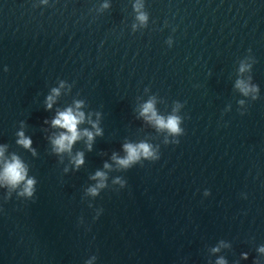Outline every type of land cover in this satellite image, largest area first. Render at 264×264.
Segmentation results:
<instances>
[{
  "label": "water",
  "instance_id": "obj_1",
  "mask_svg": "<svg viewBox=\"0 0 264 264\" xmlns=\"http://www.w3.org/2000/svg\"><path fill=\"white\" fill-rule=\"evenodd\" d=\"M0 149V264H264V0H0Z\"/></svg>",
  "mask_w": 264,
  "mask_h": 264
},
{
  "label": "clouds",
  "instance_id": "obj_2",
  "mask_svg": "<svg viewBox=\"0 0 264 264\" xmlns=\"http://www.w3.org/2000/svg\"><path fill=\"white\" fill-rule=\"evenodd\" d=\"M241 87V90L247 94L248 88L243 84V82H240L238 85ZM56 94L58 93V90H53ZM53 97H48V107L51 108ZM79 107V105H78ZM151 113V116H149V119H155L156 123L160 125L161 127H166L172 132H178V118L176 117H169L167 121H165L163 118H160L156 116L153 105L151 102L146 104L143 109V114L147 115ZM84 121V114L82 112L74 113L71 108H69L67 111L60 112L56 119L52 121L53 126H58L61 128L66 129V132H62L58 137H56L53 140V144L55 145V151L57 152H64V151H71L73 144L81 138V135L87 136L89 141H92L94 139V133L88 130H85L83 134H81L78 131V125ZM95 127V125H94ZM101 131L97 127L95 135H100ZM21 139L18 141L21 145H23L25 148H30L32 141L31 139L24 136L23 132L19 133ZM125 150L127 152L126 158H118L116 156L113 157V159H116L118 164L124 167H129L132 162L138 160L143 154L145 157H149L152 155V152L150 150V146L144 143H141L139 145H133V144H126ZM4 155L3 150L0 149V158H2ZM77 167L82 165L84 163L83 153H78L76 158L73 161ZM105 167H110V165H105ZM27 170L24 166V164L20 161L19 158L13 157L11 162H7L4 167V171L2 176H0V179H3L7 182L8 185H10L13 188L18 187L21 183H24L23 192L21 195H27L31 197L34 193V184L36 183L33 179H27ZM99 177L101 180L104 179L105 174L103 172L97 171L95 174V177L93 179ZM99 187H104V184L101 183ZM89 191L95 195L97 193V188H91ZM218 251V249H216ZM260 251L264 252V248H261ZM218 264H226L224 260H220Z\"/></svg>",
  "mask_w": 264,
  "mask_h": 264
}]
</instances>
